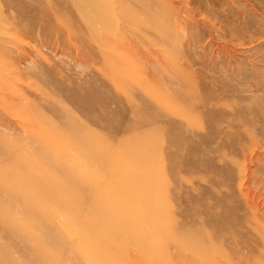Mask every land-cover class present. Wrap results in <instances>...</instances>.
Returning a JSON list of instances; mask_svg holds the SVG:
<instances>
[{"label": "rangeland", "instance_id": "rangeland-1", "mask_svg": "<svg viewBox=\"0 0 264 264\" xmlns=\"http://www.w3.org/2000/svg\"><path fill=\"white\" fill-rule=\"evenodd\" d=\"M234 195L264 234V0H0V264H214Z\"/></svg>", "mask_w": 264, "mask_h": 264}, {"label": "bare ground", "instance_id": "bare-ground-1", "mask_svg": "<svg viewBox=\"0 0 264 264\" xmlns=\"http://www.w3.org/2000/svg\"><path fill=\"white\" fill-rule=\"evenodd\" d=\"M250 197L254 201L255 196L254 198L253 196ZM246 200L249 202V199ZM233 201L236 202L239 208L243 226H246L244 228L245 231L239 234L227 233V236H225L210 232L211 228L214 230L217 227L216 220H214L212 216L218 209H214V204L210 205L209 200L208 202L204 201V203L198 200L193 202L192 206H194V209L192 211V221L193 223L195 221L196 226H200L203 231L207 232L206 236L209 238V244H211L213 250L218 251L215 253L214 264H255L259 259L255 260V256L252 254L250 255L248 249L252 247L264 257L263 231L255 225L254 220L256 222L257 220L254 219L255 214H252L254 209L253 206L249 204L248 207H246L245 204L242 203L241 198L236 195H234ZM227 240H232V246H224ZM232 251L234 252V256H231ZM198 264L213 263L211 262V257L208 255L204 259L199 258ZM260 264H264V262L260 261Z\"/></svg>", "mask_w": 264, "mask_h": 264}]
</instances>
